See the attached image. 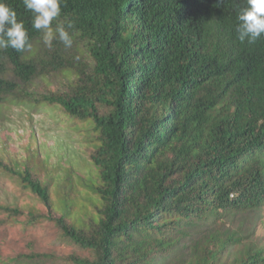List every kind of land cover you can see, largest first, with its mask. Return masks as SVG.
<instances>
[{
    "label": "trees",
    "instance_id": "16d2710c",
    "mask_svg": "<svg viewBox=\"0 0 264 264\" xmlns=\"http://www.w3.org/2000/svg\"><path fill=\"white\" fill-rule=\"evenodd\" d=\"M4 2L34 46L43 36L32 13L23 0ZM245 6L66 0L59 22L75 25L71 48L54 40L37 51L0 49V103L31 98L34 79L71 69L74 82L39 100L94 121L90 161L102 205L84 226L58 213L50 185L30 167L0 160L49 209L30 210L28 221L53 220L64 239L92 252L68 256L72 263L264 264V244L255 240L264 206V36L239 41Z\"/></svg>",
    "mask_w": 264,
    "mask_h": 264
},
{
    "label": "rangeland",
    "instance_id": "374dc122",
    "mask_svg": "<svg viewBox=\"0 0 264 264\" xmlns=\"http://www.w3.org/2000/svg\"><path fill=\"white\" fill-rule=\"evenodd\" d=\"M42 45L43 38L34 43L33 51ZM75 80L71 69L41 76L27 89L31 98L9 96L0 103V160L18 171L30 167L34 176L50 185L58 213L84 226L90 219L99 218L102 205L95 190L98 172L90 161L92 148L97 145L94 121L76 118L60 105L39 100L44 93L64 90ZM0 205L18 206L23 211L13 215L0 210V264H74L68 256L92 255L90 250L64 239L55 221L42 218L29 222L30 210L47 216L49 209L24 187L20 176L1 166ZM258 217L255 240L264 244V206ZM31 253L54 257L19 258Z\"/></svg>",
    "mask_w": 264,
    "mask_h": 264
},
{
    "label": "clouds",
    "instance_id": "9594fccd",
    "mask_svg": "<svg viewBox=\"0 0 264 264\" xmlns=\"http://www.w3.org/2000/svg\"><path fill=\"white\" fill-rule=\"evenodd\" d=\"M23 4L26 11L32 13V27L42 33L47 47H52L54 40L61 42L65 48L72 47L73 39L69 29H73L75 25L69 22L65 26L59 22L61 5L66 6V0H23ZM236 32L239 41L249 45L255 44L264 36V0H246V6L238 15ZM32 47L28 29L22 20H18L17 11L0 0V49L12 48L23 53Z\"/></svg>",
    "mask_w": 264,
    "mask_h": 264
}]
</instances>
